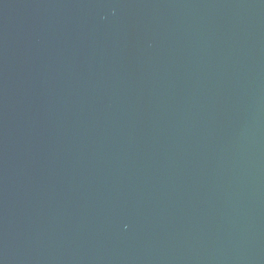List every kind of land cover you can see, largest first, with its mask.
Here are the masks:
<instances>
[{
  "label": "water",
  "instance_id": "95a60500",
  "mask_svg": "<svg viewBox=\"0 0 264 264\" xmlns=\"http://www.w3.org/2000/svg\"><path fill=\"white\" fill-rule=\"evenodd\" d=\"M0 264H264V0H0Z\"/></svg>",
  "mask_w": 264,
  "mask_h": 264
}]
</instances>
